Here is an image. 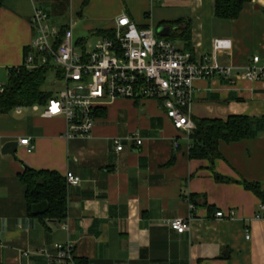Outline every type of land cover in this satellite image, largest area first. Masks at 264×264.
<instances>
[{"label":"crops","instance_id":"obj_1","mask_svg":"<svg viewBox=\"0 0 264 264\" xmlns=\"http://www.w3.org/2000/svg\"><path fill=\"white\" fill-rule=\"evenodd\" d=\"M97 2L102 7L94 10ZM42 3L0 5V76L24 63L34 37L32 16L36 8L44 10ZM69 6L70 21L63 25L79 21L87 31L113 29L126 13L160 36L162 28L166 37L174 28L163 21L187 17L196 55L210 52L215 38L230 39L232 48L219 51L218 61L231 73L196 80L192 119L246 115L252 135L221 141V155L212 163L189 156V136L158 99L109 103L89 139L67 140L65 119L44 117L41 105L0 114V264H75L37 253L55 254L57 245H70L89 264H264V217L256 218L262 200L242 183L258 182L264 190V78L244 77L253 55L264 60V0L247 3L235 20L217 18L214 0H70ZM133 131L143 144L125 141L118 151L113 138ZM25 137L32 152L20 143L16 157L2 152L7 142ZM27 166L81 178L80 185L68 186L64 219L43 223L28 214L18 179ZM215 172L233 180L218 181ZM219 210L225 216L217 217ZM180 217L190 222L183 233L170 226Z\"/></svg>","mask_w":264,"mask_h":264},{"label":"built area","instance_id":"obj_2","mask_svg":"<svg viewBox=\"0 0 264 264\" xmlns=\"http://www.w3.org/2000/svg\"><path fill=\"white\" fill-rule=\"evenodd\" d=\"M31 24L34 37L26 49L24 65L31 70L47 67L55 72L56 82L64 83L63 89L54 92L44 105L42 115L63 117L67 140L91 138L97 112L116 99L160 100L174 126L189 136L196 128L192 119L196 80L231 73V66L218 61L219 51L232 48L230 39L215 38L210 52L196 55L158 35L153 27L140 26L126 13L117 18L112 35H99L93 41L82 37L76 39L73 23L66 25L60 36V27L51 25L48 14L39 8L35 9ZM244 77L264 78V60L260 55L252 56ZM3 90L0 81V92ZM125 141L136 147L143 144L138 131L113 138L118 151L125 149ZM19 143L28 152L34 149L29 137L19 139ZM178 144L175 141L176 147ZM65 176L68 186L81 184V178L72 171ZM216 216L223 217L225 213L219 210ZM262 217L264 202L256 215V218ZM170 226L183 233L190 229V222L180 217L171 220ZM56 248L55 254L47 249L37 253L47 256L50 261H73L70 245H57ZM23 254L28 255L29 251Z\"/></svg>","mask_w":264,"mask_h":264},{"label":"trees","instance_id":"obj_3","mask_svg":"<svg viewBox=\"0 0 264 264\" xmlns=\"http://www.w3.org/2000/svg\"><path fill=\"white\" fill-rule=\"evenodd\" d=\"M52 7L64 14L69 7L70 0H51ZM252 0H214V14L217 18L226 20L237 19L245 5ZM87 3L88 0H85ZM4 0H0V5ZM174 28L173 32L166 36L171 40H179L184 43L183 50L194 52L191 45V19L181 17L169 21H163ZM66 25L60 27V36L63 35ZM112 28L98 29V35H112ZM27 49V48H26ZM25 49V52H26ZM52 71L47 67L28 69L24 63L17 67H11L8 77L3 82L4 90L0 92V114L10 113L18 107H30L33 105L44 106L53 96L54 91L44 89L47 73ZM105 108L97 112V116L103 115ZM196 128L189 134L191 145L189 156L191 158H206L212 163L220 157V142H236L252 135V120L246 115H230L227 118H195ZM218 181L229 182L233 179L215 172ZM24 189L27 211L30 216L45 223L48 219L61 220L67 216L68 211V184L66 176L56 170L26 169L18 175ZM244 186L252 190L262 202H264V190L260 183L243 180ZM194 194H190L189 200L195 203ZM38 203H45L41 208H34ZM75 264H89L86 257L74 256Z\"/></svg>","mask_w":264,"mask_h":264},{"label":"rangeland","instance_id":"obj_4","mask_svg":"<svg viewBox=\"0 0 264 264\" xmlns=\"http://www.w3.org/2000/svg\"><path fill=\"white\" fill-rule=\"evenodd\" d=\"M41 1L43 2L42 3L43 9L45 10V12L49 16V22L51 25L60 27L61 25L65 24V23H69L70 13H71L70 6L68 7V9H66L64 14H59L52 7V5H51L52 1L51 0H41ZM37 2H39V0H37ZM88 3H89V0H88L87 4ZM101 7H102V5L100 3H98V2L93 3V9L94 10H98ZM82 17L83 16H81L79 19H81ZM74 34H75L76 39L79 37H84V38H87L88 41H93L97 36H99L96 33V31L82 30L81 23L79 21H77V25L74 26ZM177 43L179 44V42H177ZM7 77H8L7 73H1L0 78H2V80H4V82L7 80ZM55 80H56L55 72L49 71L47 73V80H46V83L44 85V89L54 91V92L61 91L64 87V83L61 81L56 82Z\"/></svg>","mask_w":264,"mask_h":264},{"label":"water","instance_id":"obj_5","mask_svg":"<svg viewBox=\"0 0 264 264\" xmlns=\"http://www.w3.org/2000/svg\"><path fill=\"white\" fill-rule=\"evenodd\" d=\"M158 33L161 34V35H166L163 31H162V28H159L158 29ZM19 147V142L18 141H9L7 142L3 149H2V152L3 153H7V154H11L13 155L14 157H16V151Z\"/></svg>","mask_w":264,"mask_h":264}]
</instances>
